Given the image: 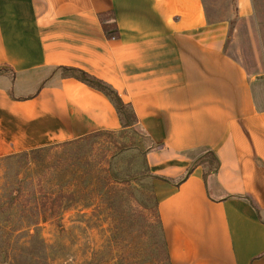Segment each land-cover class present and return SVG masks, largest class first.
Wrapping results in <instances>:
<instances>
[{"label": "crops", "instance_id": "crops-1", "mask_svg": "<svg viewBox=\"0 0 264 264\" xmlns=\"http://www.w3.org/2000/svg\"><path fill=\"white\" fill-rule=\"evenodd\" d=\"M213 25L204 0H0V158L132 128L81 69L136 113L169 264H264V82Z\"/></svg>", "mask_w": 264, "mask_h": 264}, {"label": "rangeland", "instance_id": "rangeland-1", "mask_svg": "<svg viewBox=\"0 0 264 264\" xmlns=\"http://www.w3.org/2000/svg\"><path fill=\"white\" fill-rule=\"evenodd\" d=\"M236 6V0H204L212 27L224 28L225 50L264 82V0H253L247 18ZM145 146L128 128L0 158V194L6 177L19 174L20 206L56 211L37 225L47 250L28 243L25 233L35 228L24 225L8 245L10 255L24 243L23 264H169Z\"/></svg>", "mask_w": 264, "mask_h": 264}, {"label": "trees", "instance_id": "trees-1", "mask_svg": "<svg viewBox=\"0 0 264 264\" xmlns=\"http://www.w3.org/2000/svg\"><path fill=\"white\" fill-rule=\"evenodd\" d=\"M102 25L107 37L119 36V31L114 21L112 23L110 22L107 23L105 19L102 17ZM63 73L64 75L75 76L81 79L82 81L86 82L90 86H93L94 88L103 91L106 95H108V97L112 100L113 104L115 105L116 110L123 122V125L130 126L135 131L137 130L136 127L137 116L135 111L133 110L130 104L123 101L119 93L111 85L107 84L106 82L100 79H97L96 77L91 76L90 74L86 73L81 69L64 67ZM16 155L17 154L10 155L5 158ZM207 156L210 159L209 171L213 169L215 170L219 165L218 158L212 152L206 154V157ZM203 159L204 158H201L198 161H196L192 166V168H190L187 171V173L183 177L178 179L176 182L179 183L180 181L185 179V177L188 174H190L193 167L203 162L204 161ZM22 194H23V187L19 178V174H16L14 180H11L6 177L2 188V193L0 194V264H23L21 261L22 259L21 253L27 251L29 249V246L23 243L22 245L18 246L20 254L14 253L13 255H10V252H8V245L13 240L12 237L14 236L15 232L18 229L23 228L24 225L26 226L33 225L35 228L34 233H29V232L25 233L26 235L28 234V236L30 237L28 243H34L35 245H40L41 248H43V250H47V246L45 245L44 241L39 238L37 225L41 220L46 221L52 218L56 211L52 207H50L51 208L50 210H48L46 207H43V209L40 210L38 209L33 211L31 209L30 211H28L24 207L20 206L21 204L20 202L22 200L21 199ZM34 196H35V200H38L37 195L34 194ZM164 242L167 247L165 238H164ZM9 256L11 257L8 260L7 258ZM167 256H168V248H167Z\"/></svg>", "mask_w": 264, "mask_h": 264}]
</instances>
